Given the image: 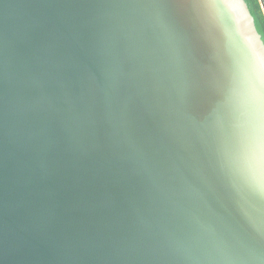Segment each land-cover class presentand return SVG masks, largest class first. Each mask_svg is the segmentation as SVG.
<instances>
[{"label":"water","instance_id":"95a60500","mask_svg":"<svg viewBox=\"0 0 264 264\" xmlns=\"http://www.w3.org/2000/svg\"><path fill=\"white\" fill-rule=\"evenodd\" d=\"M0 0V264H264V200L214 127L264 41L245 0Z\"/></svg>","mask_w":264,"mask_h":264},{"label":"snow or ice","instance_id":"6c2138e0","mask_svg":"<svg viewBox=\"0 0 264 264\" xmlns=\"http://www.w3.org/2000/svg\"><path fill=\"white\" fill-rule=\"evenodd\" d=\"M203 6L211 11L223 30L217 10L226 9L228 0H204ZM260 31L264 33V20ZM222 106L224 113L215 116L214 127L226 131L234 165L264 200V56L259 60L252 57L233 62Z\"/></svg>","mask_w":264,"mask_h":264},{"label":"trees","instance_id":"16d2710c","mask_svg":"<svg viewBox=\"0 0 264 264\" xmlns=\"http://www.w3.org/2000/svg\"><path fill=\"white\" fill-rule=\"evenodd\" d=\"M248 4L249 10L254 18L256 28L264 41V33L260 31L261 21L264 20V8L261 6L259 0H245Z\"/></svg>","mask_w":264,"mask_h":264},{"label":"built area","instance_id":"2783aa9c","mask_svg":"<svg viewBox=\"0 0 264 264\" xmlns=\"http://www.w3.org/2000/svg\"><path fill=\"white\" fill-rule=\"evenodd\" d=\"M261 6L264 8V0H259Z\"/></svg>","mask_w":264,"mask_h":264}]
</instances>
